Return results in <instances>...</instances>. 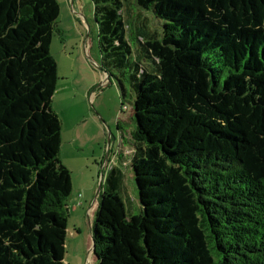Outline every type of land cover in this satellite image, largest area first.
Segmentation results:
<instances>
[{
  "label": "trees",
  "instance_id": "1",
  "mask_svg": "<svg viewBox=\"0 0 264 264\" xmlns=\"http://www.w3.org/2000/svg\"><path fill=\"white\" fill-rule=\"evenodd\" d=\"M126 1L92 0L102 71L134 100L139 204L113 166L92 228L97 264H264V0H137L161 25L132 35ZM60 11L0 0V264H64Z\"/></svg>",
  "mask_w": 264,
  "mask_h": 264
},
{
  "label": "rangeland",
  "instance_id": "2",
  "mask_svg": "<svg viewBox=\"0 0 264 264\" xmlns=\"http://www.w3.org/2000/svg\"><path fill=\"white\" fill-rule=\"evenodd\" d=\"M57 1L61 11L51 52L58 63L59 82L53 109L62 122L60 160L71 172L73 184L67 201L64 264H97L92 252V228L99 207L98 192L103 190L106 174L113 166H121L124 171L125 197L137 203L139 200L128 160L132 148L126 142L135 128L134 100L131 93L124 100L117 80L102 71L92 0ZM124 16L129 35L139 23L159 32L161 22L140 9L137 0L126 1ZM122 155L127 157L123 161Z\"/></svg>",
  "mask_w": 264,
  "mask_h": 264
},
{
  "label": "water",
  "instance_id": "3",
  "mask_svg": "<svg viewBox=\"0 0 264 264\" xmlns=\"http://www.w3.org/2000/svg\"><path fill=\"white\" fill-rule=\"evenodd\" d=\"M101 190H102V189L99 190L98 195H100ZM94 250H95V247L93 246V248H92V252H94Z\"/></svg>",
  "mask_w": 264,
  "mask_h": 264
}]
</instances>
